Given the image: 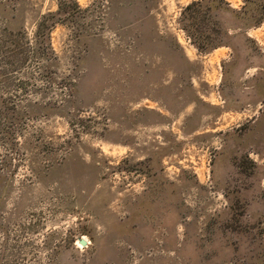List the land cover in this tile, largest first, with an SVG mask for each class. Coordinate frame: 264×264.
<instances>
[{"label":"rangeland","instance_id":"374dc122","mask_svg":"<svg viewBox=\"0 0 264 264\" xmlns=\"http://www.w3.org/2000/svg\"><path fill=\"white\" fill-rule=\"evenodd\" d=\"M194 1L0 4V264H264V21Z\"/></svg>","mask_w":264,"mask_h":264},{"label":"trees","instance_id":"16d2710c","mask_svg":"<svg viewBox=\"0 0 264 264\" xmlns=\"http://www.w3.org/2000/svg\"><path fill=\"white\" fill-rule=\"evenodd\" d=\"M59 11H66L68 8L76 5L75 0H57ZM8 2V0H7ZM6 3V0H0V4ZM239 13L233 9L226 0H197L181 11L178 19L179 29L185 34L190 44L201 55H207L213 51L227 46V39L232 30H243L253 27H260L264 21V12L261 19L254 25H240L236 21H226L223 13ZM47 24V17L41 23V27ZM181 51L180 45H178Z\"/></svg>","mask_w":264,"mask_h":264},{"label":"water","instance_id":"95a60500","mask_svg":"<svg viewBox=\"0 0 264 264\" xmlns=\"http://www.w3.org/2000/svg\"><path fill=\"white\" fill-rule=\"evenodd\" d=\"M81 243H82L83 245H86V244H87L85 240H81Z\"/></svg>","mask_w":264,"mask_h":264}]
</instances>
